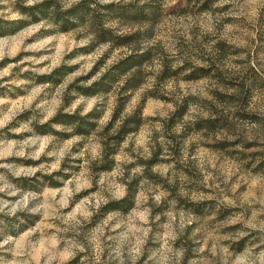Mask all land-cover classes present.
<instances>
[{
	"label": "rangeland",
	"instance_id": "obj_1",
	"mask_svg": "<svg viewBox=\"0 0 264 264\" xmlns=\"http://www.w3.org/2000/svg\"><path fill=\"white\" fill-rule=\"evenodd\" d=\"M147 4L148 22L129 13ZM94 19L133 37L99 38ZM0 27V264L264 252V0H0ZM143 52L135 86L122 73L100 85Z\"/></svg>",
	"mask_w": 264,
	"mask_h": 264
},
{
	"label": "trees",
	"instance_id": "obj_2",
	"mask_svg": "<svg viewBox=\"0 0 264 264\" xmlns=\"http://www.w3.org/2000/svg\"><path fill=\"white\" fill-rule=\"evenodd\" d=\"M155 7L152 4H147V6H143L140 8H132L129 10V13H135L137 17H140V19L142 18L145 21H149L151 20V18L155 15V9L153 8ZM37 7L36 6H30V7H26V8H20V12L26 15H29L32 18L36 17V14L33 13V10H35ZM41 10V9H40ZM55 15L58 17L59 15L57 14V12L55 13ZM77 15V14H76ZM77 17L79 18V16L77 15ZM65 23H63L64 25ZM93 25L97 28L98 31V37L99 38H110L112 40H114L118 45L121 44H125L128 43V40H130V38L133 37V34H117L114 33L110 30L104 29L102 28V26L100 25L99 21L97 19L93 20ZM1 28V27H0ZM138 33V32H137ZM148 56V52H143V53H139V54H129L127 56H125L124 58L120 59L119 61H117L113 66H112V70L106 72L102 78V80L100 81V85H106V81L107 80H112L115 79L116 76H118V74L122 73L125 74L127 77L125 79L126 83L124 85V89H128L130 86H135V85H131V84H137L138 83V75H139V69H140V64L147 58ZM131 73L132 76H128ZM94 112H90L88 115H94ZM64 120V119H63ZM57 121L58 122H63L62 119H60V117H57ZM141 121V110L140 108L136 109L133 113H131L128 118H126L123 122V125L121 126V129L119 131V134H123L124 132H128L129 130L134 131L136 130V128L138 127L139 123ZM209 126V123H207ZM87 125H92L91 123L87 122ZM111 126V122L109 124ZM132 125L133 127L127 129L126 126ZM80 129V128H79ZM77 129V130H79ZM110 156V153H108V151H105L103 153V157L104 159H108V157Z\"/></svg>",
	"mask_w": 264,
	"mask_h": 264
},
{
	"label": "clouds",
	"instance_id": "obj_3",
	"mask_svg": "<svg viewBox=\"0 0 264 264\" xmlns=\"http://www.w3.org/2000/svg\"><path fill=\"white\" fill-rule=\"evenodd\" d=\"M35 2H37V0H28V3H29V4H33V3H35ZM102 2H104V3H108V2H111V0H102ZM117 2H118V0H117ZM2 57H3V42H0V58H2ZM6 74H7V72L0 73V75H6ZM89 107H91V105H89ZM85 111H87V109H86ZM49 115H51V113H49ZM105 119H107V117H105ZM0 126H3V122H0ZM20 154L22 155L23 153H20ZM0 167H7V165L0 164ZM33 171H34V170H33ZM20 174H21L20 172H17V173H16V175H20ZM2 191H3V189L0 188V192H2ZM117 195H118V196H123V195H124V190H123V189H120V190L118 191ZM26 203H27V200H26V199H25L24 201L19 202V204H17L16 206H14V207L12 208V211H11V213H9V214H10V215L15 214V212L17 211V209H19V208H23L24 205H25ZM65 203H66V201H65ZM0 211H3V206H2V205H0ZM143 218H145V217L142 216V219H143ZM181 227H183V224H181ZM147 232H148V229H144V234H145V235H147ZM169 236H170L172 239H175V236L172 235L171 232H169ZM10 242H12V238H11V237H8L7 239H5V240H3V241H0V248H2L5 244L10 243ZM55 243H56V241H53V244H55ZM141 243H143L142 240H141V241H138V246H137V247L135 248V250H134L135 253H136V255H134V256L132 257L133 261H135V259H136V258L138 257V255H139V252H140L139 244H141ZM81 251H83V249H81ZM165 251H166V252H172V249H171L170 246H168V245L166 244V246H165ZM18 254H19V253H18ZM72 255H73V253L70 252V251L67 252V253H65V259L71 257ZM174 256H175V260H174V262H172V257H170V256H165V257H164V260H165V261H168V262H172V264H179V260H180V257L182 256V252H176V253H174ZM51 259H53V257L49 256V257H48V260H45V261H44V264H49V261H50ZM257 260L259 261V264H264V252H261L258 258H250L249 260L246 261V264H257ZM37 262H38V264H39V256H37ZM121 264H123V261H121ZM237 264H240V261H239V260L237 261Z\"/></svg>",
	"mask_w": 264,
	"mask_h": 264
}]
</instances>
